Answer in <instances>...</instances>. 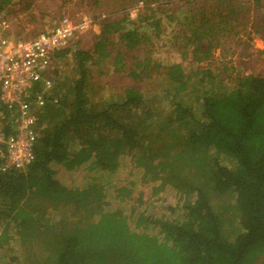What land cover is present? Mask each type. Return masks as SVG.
<instances>
[{
	"label": "trees",
	"instance_id": "1",
	"mask_svg": "<svg viewBox=\"0 0 264 264\" xmlns=\"http://www.w3.org/2000/svg\"><path fill=\"white\" fill-rule=\"evenodd\" d=\"M143 1L134 20L86 2L104 13L93 46L54 52L74 63L51 71L34 159L0 170V264H264V73L198 67L203 43L241 36L250 10L264 27L261 3ZM155 11L174 24L162 48L195 65L152 58Z\"/></svg>",
	"mask_w": 264,
	"mask_h": 264
},
{
	"label": "rangeland",
	"instance_id": "2",
	"mask_svg": "<svg viewBox=\"0 0 264 264\" xmlns=\"http://www.w3.org/2000/svg\"><path fill=\"white\" fill-rule=\"evenodd\" d=\"M9 0V2L3 5V8L0 9V13H2L6 18V26L7 30L2 32L3 36L9 37L13 40L21 39V40H31L36 38L40 33L51 29L59 20L63 17L73 19L78 22L81 19L86 17L87 19H94V14L103 13V10L92 11L87 5L86 2H90L91 0ZM104 6L107 7L106 15H113V11L123 12L126 10L129 19L134 20L137 18L139 14H141L140 9H144V1L143 0H127V4L119 3L117 6L113 3L114 0H103ZM126 1V0H125ZM85 3V4H84ZM248 6V5H247ZM102 7V6H101ZM250 7V6H249ZM248 7V8H249ZM140 8V9H138ZM254 8V7H253ZM106 9V8H105ZM130 9V10H129ZM164 10V8H162ZM257 9L254 8L249 11L248 15L254 16L257 15ZM180 9H177V13H179ZM102 15V16H103ZM167 15V14H166ZM182 17L181 15H179ZM104 17V16H103ZM165 14L159 11L154 12V19L160 21V29H162L163 34H160V37L151 38L152 39V58L155 60H159L162 64L165 63H180L184 67L193 66L195 65V60L190 57L182 58L180 55L181 53L175 49H164L162 45L166 44L165 41L167 39L170 41L172 40L170 36V30L173 27V23H166L165 21ZM91 25L85 30V32L78 34L75 38H73L68 48L74 47L81 50H89L96 39V35L94 34ZM259 41L263 44L264 42V33L259 35ZM257 40V38H255ZM253 39L252 36L244 34L242 36H231L223 38V39H216L212 40V42L203 43V47L201 49L204 50L205 46H208L210 49L211 56L209 58H204L198 64V67L202 70H210L211 73L215 74L218 72L217 69H221L223 66L228 68L227 72H230L232 76L236 73L244 74L251 73H264V48L260 49L256 47V41ZM114 40V39H113ZM219 44V45H218ZM232 45H235L236 52L231 56L232 53ZM254 46V47H253ZM223 49V51H222ZM148 49H146L147 51ZM146 51L144 48L140 50L138 56L141 53H145ZM190 56V55H189ZM224 56V58H223ZM244 60L245 64H242V59ZM73 58L71 54L66 55L65 57L55 60L52 62V70H58L59 74L61 75H68L70 76V70L72 68ZM107 73L111 72L110 63H105L103 66ZM247 67V69H245ZM94 79L100 77L99 74L96 76V72H93ZM231 76V77H232ZM114 78V77H113ZM231 79V78H230ZM106 80V78H105ZM105 82L103 83V91L101 95L98 94L97 91L92 89V93L96 92L97 96L93 98L98 99L100 97L106 98L109 96L108 93H112L114 89L119 88V80L116 79L115 83L112 87H104ZM149 85V84H148ZM139 87L144 90V86L140 83ZM111 88V89H108ZM157 91L153 92L152 95L156 94ZM159 95V93L157 94ZM156 95V96H157ZM164 102L161 103V107ZM158 103H155L151 107L157 106ZM231 198V195L228 199ZM156 197H152L151 201H155ZM167 200L173 206L175 203V199L169 194ZM158 208L159 207L158 202ZM157 212H159L157 210ZM231 222H234V219L231 218ZM230 227V226H229ZM225 226L223 231L225 235L231 237L232 227L229 228Z\"/></svg>",
	"mask_w": 264,
	"mask_h": 264
},
{
	"label": "built area",
	"instance_id": "3",
	"mask_svg": "<svg viewBox=\"0 0 264 264\" xmlns=\"http://www.w3.org/2000/svg\"><path fill=\"white\" fill-rule=\"evenodd\" d=\"M259 1L264 14V0ZM91 23L86 17L78 22L63 17L34 39L13 40L2 35L7 26L0 13V170H21L33 161L37 114L53 86L54 52L68 48Z\"/></svg>",
	"mask_w": 264,
	"mask_h": 264
},
{
	"label": "crops",
	"instance_id": "4",
	"mask_svg": "<svg viewBox=\"0 0 264 264\" xmlns=\"http://www.w3.org/2000/svg\"><path fill=\"white\" fill-rule=\"evenodd\" d=\"M244 3L246 5H248L247 1H244ZM247 7H249V5ZM252 25H253V17L252 16L250 17V15H249V20H248L247 24H245V30H243V32H241L240 35L242 36L244 34H247L249 36H252L253 39L257 38V40L255 39V41H256L255 46L259 47L260 49H263L264 45H262V43L259 41L258 38H260V36H259L260 34L264 33V27L260 25V26H255L256 29H253ZM263 44H264V42H263ZM234 51L236 52V48H235V45H232L231 56L235 53Z\"/></svg>",
	"mask_w": 264,
	"mask_h": 264
},
{
	"label": "clouds",
	"instance_id": "5",
	"mask_svg": "<svg viewBox=\"0 0 264 264\" xmlns=\"http://www.w3.org/2000/svg\"><path fill=\"white\" fill-rule=\"evenodd\" d=\"M249 1V3L252 1V0H248ZM152 3H154L155 5H157L158 3H156V2H151L150 4H152ZM149 4V5H150ZM138 9H140V8H138ZM153 9V8H152ZM130 10V9H129ZM140 11H142V9H140ZM262 11V10H261ZM263 14V13H262ZM264 15V14H263Z\"/></svg>",
	"mask_w": 264,
	"mask_h": 264
}]
</instances>
